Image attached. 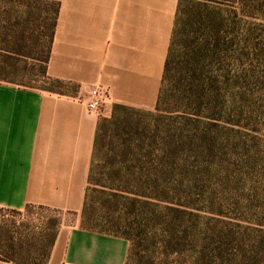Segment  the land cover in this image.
<instances>
[{
	"label": "trees",
	"instance_id": "1",
	"mask_svg": "<svg viewBox=\"0 0 264 264\" xmlns=\"http://www.w3.org/2000/svg\"><path fill=\"white\" fill-rule=\"evenodd\" d=\"M46 1L0 0V81L72 95L48 75L61 0ZM179 6L155 109L116 104L98 122L88 185L111 144L115 215L97 222L87 187L79 227L125 239L126 264H264V0H198L185 19ZM111 221L121 234L96 230ZM55 239L21 264H48Z\"/></svg>",
	"mask_w": 264,
	"mask_h": 264
},
{
	"label": "crops",
	"instance_id": "2",
	"mask_svg": "<svg viewBox=\"0 0 264 264\" xmlns=\"http://www.w3.org/2000/svg\"><path fill=\"white\" fill-rule=\"evenodd\" d=\"M179 1L61 0L48 75L75 94L0 81V207L76 218L59 229L48 264H126L125 239L79 227L97 126L116 104L155 109ZM95 87L108 91L98 112L85 101Z\"/></svg>",
	"mask_w": 264,
	"mask_h": 264
},
{
	"label": "rangeland",
	"instance_id": "3",
	"mask_svg": "<svg viewBox=\"0 0 264 264\" xmlns=\"http://www.w3.org/2000/svg\"><path fill=\"white\" fill-rule=\"evenodd\" d=\"M196 1L198 0H180L179 15H182L183 19H185L188 15L194 14V4L196 3ZM204 1H220L223 3H229L233 0ZM37 5L40 11L44 9H52L51 6H53L50 2L46 0H40ZM47 23H50V21ZM41 32L42 31H40L39 29L38 31L36 30L35 34H40ZM34 45V55L36 58L39 59L40 55L42 56V50L44 49V46H41L39 43H36ZM40 69L41 66L39 64H36L35 70L40 71ZM37 84V87L57 90L56 88L50 87V85H47L43 82H39ZM107 141L109 143L112 141V139L108 137ZM111 149L112 145L108 144L105 148V151H103V153H105V157L103 158V164L106 165L104 174L102 176L96 175L92 177V180L88 185V199L90 200V204L94 206L93 216L96 221L98 220L97 222L110 221L112 219V216L115 215L112 212V207H110L107 188L112 184L111 178L113 171L110 166V162L111 155L113 153L111 152ZM95 172H97V169L95 170ZM90 213H88V216ZM117 216L118 215H116V217ZM122 218L125 219V216L122 215ZM75 221L76 218L74 216L62 212H55L40 208H25L23 210H12L0 207V222L2 223V225H6L5 230L7 229V232H3V234L1 235L3 236V240L8 241V243L6 244L4 241L1 243L3 251L0 252V256L3 255L13 257L15 261L20 264L26 261L27 257H40L43 252L40 247L48 245L50 237L53 234L56 235L57 238L59 229L63 224L71 226L75 223ZM122 221L124 222V220ZM122 221L118 223H123ZM108 223V228L105 226L107 229L96 228V230H102L103 232L108 234H121L122 228H119L117 222L111 221Z\"/></svg>",
	"mask_w": 264,
	"mask_h": 264
},
{
	"label": "built area",
	"instance_id": "4",
	"mask_svg": "<svg viewBox=\"0 0 264 264\" xmlns=\"http://www.w3.org/2000/svg\"><path fill=\"white\" fill-rule=\"evenodd\" d=\"M108 98V91L103 87H95L90 93L86 101V107L89 111H101Z\"/></svg>",
	"mask_w": 264,
	"mask_h": 264
}]
</instances>
